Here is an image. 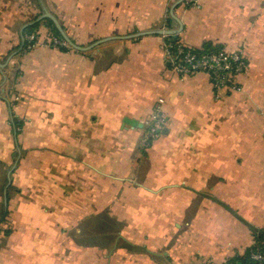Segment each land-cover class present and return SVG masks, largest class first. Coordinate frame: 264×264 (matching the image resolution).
Segmentation results:
<instances>
[{
    "label": "crops",
    "instance_id": "obj_1",
    "mask_svg": "<svg viewBox=\"0 0 264 264\" xmlns=\"http://www.w3.org/2000/svg\"><path fill=\"white\" fill-rule=\"evenodd\" d=\"M179 1L0 0L1 63L44 13L78 45L115 37L90 50L40 44L0 67V264L222 262L264 230V0ZM177 18L190 47L242 49L243 91L217 99L207 73L170 67L171 35L131 36L179 29ZM156 104L168 122L145 147ZM90 234L97 244L81 242Z\"/></svg>",
    "mask_w": 264,
    "mask_h": 264
},
{
    "label": "built area",
    "instance_id": "obj_2",
    "mask_svg": "<svg viewBox=\"0 0 264 264\" xmlns=\"http://www.w3.org/2000/svg\"><path fill=\"white\" fill-rule=\"evenodd\" d=\"M188 6H197V0H184ZM27 49H34L40 44L49 47H64L69 44L57 35L49 32L43 35L40 31L25 35ZM165 56L168 64L180 75L186 76L193 73L204 72L210 77L212 87L215 93L224 90L230 93L232 90L239 92L241 90V77L247 68V60L242 50L236 49L229 51L222 49L218 51H209L197 55L191 49H187L181 41H173L169 36L163 44ZM146 132L143 139L147 147L151 144L155 134L157 135L166 126V117L161 113L160 107L155 109V113L145 122ZM260 245L259 248L253 246ZM258 247V246H257ZM239 255L247 257L246 264H264V239L256 241L253 236L251 245ZM201 264H238L231 260L216 262L210 258L205 259Z\"/></svg>",
    "mask_w": 264,
    "mask_h": 264
},
{
    "label": "trees",
    "instance_id": "obj_3",
    "mask_svg": "<svg viewBox=\"0 0 264 264\" xmlns=\"http://www.w3.org/2000/svg\"><path fill=\"white\" fill-rule=\"evenodd\" d=\"M185 3V2H184ZM40 23L41 22H36L32 25H29L25 28L24 30V34L27 35V34H31V33H37L38 32V29L40 27ZM45 26H47V28H49V33L53 34V35H57L59 37H61L60 33L58 32L57 28L55 27V25L53 24L52 20L50 19H46V22H45ZM173 41H180V39L178 37H172V36H169ZM183 43V42H182ZM184 44V43H183ZM185 47L188 49H191L192 51H194L197 55H201L205 52H209V51H218V50H222V49H225L223 48L222 46H218V45H214L213 43L211 42H205L204 45L200 48H197V47H190L186 44H184ZM50 48H55V47H50ZM72 47H69V46H64V47H58L57 49H60L62 51H67V50H70ZM23 51H31L33 49H27V43L25 42V44L23 45V48H22ZM246 60H247V68H248V58L245 56ZM171 67V66H170ZM172 68V67H171ZM246 68V70H247ZM246 72V71H245ZM194 74V73H193ZM192 75V74H191ZM211 81V80H210ZM243 83V82H242ZM241 83V84H242ZM243 85V84H242ZM231 94V93H230ZM155 108V107H154ZM13 124H14V127H15V130H16V133L18 134L19 133V130L20 128L22 127V121L19 120L16 116L13 117ZM166 121H167V117H166ZM168 122V121H167ZM163 131V130H162ZM161 131V132H162ZM3 217L2 219H4V217L7 215V212L4 213L3 211ZM8 233V232H7ZM252 234L255 238L256 241H259V240H262L264 239V230H258V229H255V228H252ZM258 246V247H257ZM257 246H253V248H259L260 245H257ZM248 249V248H247ZM229 260L233 261V262H236L238 264H246L247 263V257L246 256H243V255H236V256H233L232 258H230Z\"/></svg>",
    "mask_w": 264,
    "mask_h": 264
},
{
    "label": "water",
    "instance_id": "obj_4",
    "mask_svg": "<svg viewBox=\"0 0 264 264\" xmlns=\"http://www.w3.org/2000/svg\"><path fill=\"white\" fill-rule=\"evenodd\" d=\"M181 1H184V0H180L179 2H181ZM45 19L52 20L53 24L57 28V30L60 33L61 37L69 44L70 47L75 48V49H78V50H90L92 48L97 47L102 42H105V41H107L109 39L115 38V37H106V38H103V39H99V40H97V41H95V42H93V43H91L90 45H87V46L78 45L77 43H75L70 38V36L67 34V32L65 31L64 27L59 22V20L53 14H51V13H44V14H42L36 21H32V22L28 23L24 28H26L27 26L32 25V24H34L36 22H39L41 20H45ZM177 20H178V22L180 24V28L179 29H156V30H151V31H142V32L135 33V34H133L131 36L137 37V36H141V35H144V34H147V33H156V34L171 35V36H173L175 38V37H177V34L182 29V24H181L180 20L178 18H177ZM24 41H25V37L23 36L22 37V44L19 47V49L17 51H14L13 53H11L5 63H1L0 62V67L1 68H4L8 64V62L10 61V59L15 54L19 53L22 50L23 45H24ZM124 121L126 123H128V124H131V125H137V121L134 120V119L125 118ZM4 195H5V199H6L7 198V191H5V194ZM5 202L7 203V200Z\"/></svg>",
    "mask_w": 264,
    "mask_h": 264
},
{
    "label": "rangeland",
    "instance_id": "obj_5",
    "mask_svg": "<svg viewBox=\"0 0 264 264\" xmlns=\"http://www.w3.org/2000/svg\"><path fill=\"white\" fill-rule=\"evenodd\" d=\"M195 7H197L196 5H195ZM70 47V46H69ZM237 49H239V50H242L241 48H237ZM227 50H229V51H234V49L233 50H230V49H227ZM236 50V49H235ZM10 62V61H9ZM9 62H8V64H9ZM7 64V65H8ZM7 65L4 67V68H6L7 67ZM11 73H9L10 75H14L15 74V69L14 70H11L10 71ZM8 74V75H9ZM241 82H242V77H241V80H240ZM211 82V81H210ZM243 86V85H242ZM5 87H10L9 88V91L5 94L4 93V96H8V98H9V102L11 103V106H15V105H17L20 101H21V97H20V95L19 94H17L16 93V91L13 89V87H12V81L10 80V83L7 85V86H5ZM243 88L244 87H242L241 88V90L239 91V92H241V91H243ZM215 92V91H214ZM239 92H236V91H231L230 93L231 94H233V93H239ZM9 94V95H8ZM216 95V97H217V99H221V98H223L224 96H226L227 95V93H226V91H224V90H219V92L218 93H215ZM158 107H160V109H161V113L166 117V115H165V113L163 112V110H162V105L161 104H156L155 105V108H153L152 109V111H150L149 113H148V115H147V117H146V121L155 113V109L156 108H158ZM167 125V124H166ZM22 128V127H21ZM21 128H20V130H21ZM164 129V128H163ZM19 130V131H20ZM161 133V131L156 135H154L153 137H158V135ZM150 146V145H149ZM149 146H147V147H149ZM146 147V146H145ZM16 159L17 160H19V156L18 155H16ZM12 165V164H11ZM6 172H7V170H4L3 171V173H1L2 175H3V177H5V174H6ZM11 173H12V169H10L9 170V174L11 175ZM5 183H6V181H5ZM2 189H3V187H2ZM0 198H1V201H0V233H4V231H6L5 229H7L6 227H7V218H6V216L4 217V219H2V217H3V211H4V213H6V206H5V195H3L2 194V191L0 192ZM4 236H6L5 234H4ZM96 235H94V234H90V235H88V236H86L85 237V239L84 240H81V242L82 241H84L85 243H89V244H97L95 241H94V237H95ZM99 237H100V239H101V235H99ZM4 240V238L1 240V243H2V241ZM219 243H221V241H220V239H219V241H218ZM234 241H232V244L231 245H228V246H231V247H235V243H233ZM222 244V243H221ZM99 245H101V242L99 243Z\"/></svg>",
    "mask_w": 264,
    "mask_h": 264
},
{
    "label": "flooded vegetation",
    "instance_id": "obj_6",
    "mask_svg": "<svg viewBox=\"0 0 264 264\" xmlns=\"http://www.w3.org/2000/svg\"><path fill=\"white\" fill-rule=\"evenodd\" d=\"M25 37V36H24Z\"/></svg>",
    "mask_w": 264,
    "mask_h": 264
}]
</instances>
